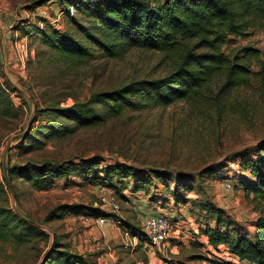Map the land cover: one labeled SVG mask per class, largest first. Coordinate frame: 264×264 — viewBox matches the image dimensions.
<instances>
[{
  "label": "rangeland",
  "instance_id": "rangeland-1",
  "mask_svg": "<svg viewBox=\"0 0 264 264\" xmlns=\"http://www.w3.org/2000/svg\"><path fill=\"white\" fill-rule=\"evenodd\" d=\"M62 8L58 0H0V84L8 88L16 112H23L18 116L0 115V181L6 194V201L2 200L43 233L22 244L0 240V264H39L54 243L65 245L92 264L236 263L230 253L210 244L208 249L198 225L204 227V221L214 225L213 214L202 209L209 202L222 209V216L240 232L248 235L255 229L258 212L254 203L234 184L242 175L250 176L241 163L256 157L255 151L264 144V76L257 64L250 62L246 84L228 92L220 93L218 84L212 83L195 102L126 109L101 124L79 127L60 139L44 138L40 148L23 150L18 147L19 137L29 127L44 123L35 115L37 108L86 101L94 92L133 79L163 77L171 68L170 60L159 51L130 49L117 57L95 50L94 58L86 64L65 70L48 60L49 52L28 34L46 24L75 33L76 24L62 13ZM244 33L228 35L222 51L231 57L241 56L242 47L249 46L264 59V31L249 26ZM5 36L8 44L3 50ZM10 86L17 90H10ZM90 157L101 159L99 167L120 162L150 174V192L131 187V178L120 197L111 188L72 175L57 179L45 190H35L13 176L9 184L14 196L3 182V164ZM219 164L223 166V179L207 171ZM153 170L166 173L168 182L153 178ZM177 174L193 179V189L181 192L191 199L187 204L174 203L167 189L174 187ZM152 193L156 194L153 202ZM102 194L108 196L107 202L100 199ZM112 202L118 204V210L112 208ZM62 204L98 207L117 222L97 225L73 213L45 220L50 210ZM153 212L165 215L172 223V231L170 238L150 253L146 243L139 244L125 234L118 219L143 230L144 218ZM196 255L206 258H195Z\"/></svg>",
  "mask_w": 264,
  "mask_h": 264
},
{
  "label": "trees",
  "instance_id": "trees-1",
  "mask_svg": "<svg viewBox=\"0 0 264 264\" xmlns=\"http://www.w3.org/2000/svg\"><path fill=\"white\" fill-rule=\"evenodd\" d=\"M62 13L76 24L77 30H63L51 25L37 26L28 31L48 52V60L60 64L65 70L76 69L94 58V51L109 57H117L130 49L159 51L171 63L170 70L163 77L133 79L108 90L92 93L86 101H75L70 105H47L37 108L35 115L42 125L29 127L19 137L18 147L23 150L40 148L42 140L63 138L79 127L101 124L109 116L121 114L126 109H141L145 106L168 105L176 101L195 102L212 83L218 84L220 93L244 85L250 78V62H255L260 75L264 76V59L260 52L249 46L242 47L243 54L234 57L225 54L222 47L228 35L245 34L249 26L264 31V0H58ZM74 12V13H73ZM75 14V15H74ZM8 89L0 84V115L23 114L16 112ZM10 90L17 89L10 86ZM28 104V102H27ZM29 105V104H28ZM15 110V111H14ZM58 119V120H57ZM43 122V121H41ZM264 144L260 145L256 157L242 161L250 176L234 184L244 196L254 203L258 217L251 234L240 232L222 209L205 203V212L213 214L214 225L206 222L198 225L208 243L215 249L219 245L238 259L236 263L216 264H264ZM255 154V153H254ZM253 155V154H252ZM254 156V155H253ZM101 159L90 157L62 162L48 160H27L23 164L4 165L3 182L7 183L15 196L9 180L13 176L27 182L35 190L53 186L57 179L77 176L93 185L111 188L122 197V191L129 186L150 192V174L124 163L115 162L99 167ZM6 167V172H5ZM222 165L209 167L211 174H221ZM153 170L151 176L161 178L165 183L168 176ZM191 182V184H189ZM193 179L176 175L171 190L174 203L187 204L190 198L182 191L193 189ZM4 185L0 181V240L22 244L42 235L39 226L6 205ZM150 199L156 200L152 193ZM4 201H3V200ZM73 213L97 217L104 215L98 207L82 204H62L50 210L45 220ZM130 236L143 240V230L118 219ZM201 222V221H200ZM201 226V227H200ZM198 232L196 234H199ZM54 243L45 252L39 264H92L83 255L69 251L65 245ZM219 250V249H217ZM195 258H206L196 255ZM184 264V263H182Z\"/></svg>",
  "mask_w": 264,
  "mask_h": 264
},
{
  "label": "built area",
  "instance_id": "built-area-1",
  "mask_svg": "<svg viewBox=\"0 0 264 264\" xmlns=\"http://www.w3.org/2000/svg\"><path fill=\"white\" fill-rule=\"evenodd\" d=\"M107 197L108 196H106L105 194H102L100 196V199L103 202H107L108 201ZM111 200L114 201L113 199ZM112 204H113L112 208L118 210V204L114 202H112ZM83 219L87 222H94L97 225H103L108 223L116 224L117 222L111 216H107V215H100L97 217L83 216ZM171 231H172V223L165 215L160 213L150 214L147 215L143 220V235L140 238L143 240L142 244L146 243L147 247L150 249L149 252L152 253L153 248L155 246L164 243L165 241H167L168 238H170ZM127 233L128 232L126 231L125 234L128 235L129 233L128 234ZM131 237H133V239L135 240H138L139 242V238L137 236H131ZM217 249H219L220 251L222 250L223 253H227V254L229 253L227 251V248L221 245H219ZM237 260L238 259L236 258V262Z\"/></svg>",
  "mask_w": 264,
  "mask_h": 264
},
{
  "label": "crops",
  "instance_id": "crops-1",
  "mask_svg": "<svg viewBox=\"0 0 264 264\" xmlns=\"http://www.w3.org/2000/svg\"><path fill=\"white\" fill-rule=\"evenodd\" d=\"M9 35V34H8ZM8 35H6V36H8ZM5 36V38H4V42H3V45H2V49L4 50V49H7V47H5L4 48V45H7L8 44V40H7V37ZM7 41V42H6ZM150 214H157V212H153V213H150ZM202 236H201V238H202V240H203V244L208 248V246L207 245H209V243H208V241H207V238L203 235V234H201ZM208 249H210V248H208Z\"/></svg>",
  "mask_w": 264,
  "mask_h": 264
}]
</instances>
